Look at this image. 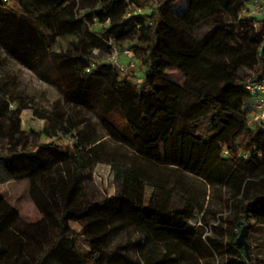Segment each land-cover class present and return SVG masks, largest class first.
Wrapping results in <instances>:
<instances>
[{
    "label": "trees",
    "instance_id": "16d2710c",
    "mask_svg": "<svg viewBox=\"0 0 264 264\" xmlns=\"http://www.w3.org/2000/svg\"><path fill=\"white\" fill-rule=\"evenodd\" d=\"M251 1L0 0L6 58L55 88L65 103L92 112L106 136L151 168L168 164L227 187L228 224L237 229L224 242L189 226L200 204L186 198L172 206L173 193L159 184L146 200V177L136 168L111 164L115 193L89 195L88 168L100 161L101 138L72 134L71 121L38 113L44 127L26 133L20 130L26 104L11 108L15 98L0 94V181L27 180L41 216L23 221L0 194V264H259L236 244L240 230L251 229L244 218L264 224V161L258 159L264 121L248 125L253 96L246 89L264 78V21L240 16ZM60 38H72V47L55 50ZM123 44L139 74L127 77L102 60ZM163 50L187 69L183 84L165 77ZM57 128L75 138L72 147L40 142ZM69 221L80 223L87 249ZM46 222L56 230L48 241ZM127 225L129 246L108 249L113 232Z\"/></svg>",
    "mask_w": 264,
    "mask_h": 264
},
{
    "label": "rangeland",
    "instance_id": "374dc122",
    "mask_svg": "<svg viewBox=\"0 0 264 264\" xmlns=\"http://www.w3.org/2000/svg\"><path fill=\"white\" fill-rule=\"evenodd\" d=\"M179 8L180 6L176 7L175 10ZM259 18H264V14ZM71 39L60 38L54 49L58 51L70 49L72 47ZM160 57L165 64V77L177 84H183L187 69L178 68L175 65V59L165 50L162 51ZM0 60H3L0 71V94L15 98L11 102V108H15L20 102L26 104V108L20 113V130L26 133L40 131L44 127L45 121L36 115L38 113L57 116L63 121H71L75 127L72 134L77 135L79 131L92 132L93 135L101 138L96 143L99 146L100 161L88 168L86 192L89 195L99 199L103 196H112L115 193L117 181L111 170V164L124 168H136L142 171L146 177V200L150 197L152 184H159L164 191L173 193L169 198L172 206H181L186 198H192L200 204L202 210L194 212L188 219L189 226L201 228L206 236L222 239L224 242L230 241L233 237L232 233H235L237 229L228 224L232 209L229 199L230 192L227 187L208 185L197 177L180 171H172L168 164L151 168L143 160L136 157L132 151L106 136L105 130L100 127L92 112L65 103L55 88L41 81L15 62L6 60V58L3 59L2 56H0ZM102 60L107 62V57H103ZM118 60L120 64L128 65L129 61L123 54L119 56ZM136 63L138 62L136 61ZM134 74H139L138 69ZM249 74L250 72L246 73L247 78ZM125 76L130 77L131 74ZM60 130L57 128L55 135L41 138L40 142L45 145L55 143L72 147L67 143ZM163 157L168 158L167 142L163 144ZM258 159L260 162L264 161V155H259ZM245 160L248 161L247 158ZM256 163L255 161L251 162L255 166ZM0 194L7 203L17 210L23 221L32 223L41 219L30 200L28 181H0ZM244 220L249 221L251 225V229L246 232L245 238L248 245L247 255L254 258V262L264 264V224L255 222L253 218L248 216ZM44 225L47 232L46 240L48 241L54 236L56 230L50 222H46ZM68 226L70 232L78 236L80 248L87 249L88 244L83 238L80 223L69 221ZM214 226L220 228L216 234L213 230ZM129 240H131V225H127L123 229H116L106 247L114 249L120 244L128 247Z\"/></svg>",
    "mask_w": 264,
    "mask_h": 264
},
{
    "label": "built area",
    "instance_id": "2783aa9c",
    "mask_svg": "<svg viewBox=\"0 0 264 264\" xmlns=\"http://www.w3.org/2000/svg\"><path fill=\"white\" fill-rule=\"evenodd\" d=\"M138 12H140V9H138ZM262 14H264V3L260 0H252L240 12L241 17H245L254 22H256ZM254 25L256 26L257 24L255 23ZM121 54L129 61L127 66L119 63L118 59ZM106 57L107 63L115 66L124 75H132L136 69H138V63H136L131 49L126 44H123L120 48H113L111 53ZM246 89L253 96L249 105L250 116L248 125L264 121V78L257 82L248 83ZM64 138L71 146L75 142V138L70 135H64Z\"/></svg>",
    "mask_w": 264,
    "mask_h": 264
},
{
    "label": "water",
    "instance_id": "95a60500",
    "mask_svg": "<svg viewBox=\"0 0 264 264\" xmlns=\"http://www.w3.org/2000/svg\"><path fill=\"white\" fill-rule=\"evenodd\" d=\"M246 238V227H243L240 230V234L236 239V244L244 249L245 254L247 255L248 245L245 241Z\"/></svg>",
    "mask_w": 264,
    "mask_h": 264
},
{
    "label": "crops",
    "instance_id": "0c3cea01",
    "mask_svg": "<svg viewBox=\"0 0 264 264\" xmlns=\"http://www.w3.org/2000/svg\"><path fill=\"white\" fill-rule=\"evenodd\" d=\"M260 1H264V0H260ZM259 19H261L262 21H264V18H259ZM258 19V20H259ZM59 40V39H58ZM58 40H57V43L56 44H58ZM0 56H2V58H6L5 57V54L4 53H2L1 51H0ZM6 60H10L9 58H6ZM10 61H12V60H10ZM14 62V61H13ZM20 66V65H19ZM21 67V66H20ZM23 68V67H22ZM25 69V68H24ZM27 70V69H26ZM0 71H1V67H0ZM30 72V71H29ZM1 74V73H0ZM23 181H27V180H23ZM4 199V198H3ZM9 204V203H8ZM10 205V204H9Z\"/></svg>",
    "mask_w": 264,
    "mask_h": 264
}]
</instances>
